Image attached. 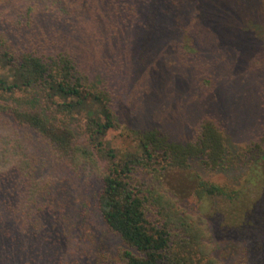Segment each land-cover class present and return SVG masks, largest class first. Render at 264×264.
Returning a JSON list of instances; mask_svg holds the SVG:
<instances>
[{
    "label": "trees",
    "instance_id": "1",
    "mask_svg": "<svg viewBox=\"0 0 264 264\" xmlns=\"http://www.w3.org/2000/svg\"><path fill=\"white\" fill-rule=\"evenodd\" d=\"M263 2L97 0L96 28L115 33L111 50L103 42L97 54L78 50L73 38L83 22L76 27L60 6L65 1L0 0V189L15 182L20 202L29 207L52 197L22 136L31 133L51 158L101 181L102 219L128 248L120 253L121 264H226L215 255L219 244L231 246V264H264V91L256 106L262 130L236 153L229 151L226 126L217 116H196L192 138L183 141L158 123L143 122L131 135L116 111V89L133 78L134 36L152 35L144 39L151 54L141 51L153 59L164 50L162 32L181 36L173 58L205 79L214 61L203 63L190 41L222 48L245 39L246 9L253 10L257 27L264 26L255 13L264 11ZM45 15L50 21L41 19ZM257 62L264 72V61ZM173 67L163 70L168 83L157 79L167 89L176 84ZM180 70L187 75L188 68ZM254 88L256 94L258 85ZM242 109L237 106L236 112ZM75 121L78 133L71 127ZM119 130L133 139L128 152L109 143ZM197 168L240 174L234 184L216 183ZM184 198L195 200L193 209L184 206Z\"/></svg>",
    "mask_w": 264,
    "mask_h": 264
},
{
    "label": "rangeland",
    "instance_id": "2",
    "mask_svg": "<svg viewBox=\"0 0 264 264\" xmlns=\"http://www.w3.org/2000/svg\"><path fill=\"white\" fill-rule=\"evenodd\" d=\"M14 1L17 2L11 0ZM63 1L65 3L60 6L75 20L76 27L83 26V31L73 38L74 43L79 44L78 50L91 48L100 54L103 42L110 48L115 33L105 26L99 31L93 19L97 10L93 3L97 0ZM42 2L48 5L52 0ZM13 6L7 9L15 11L17 6ZM250 13L246 9L241 23L250 34L233 45L214 48L199 40L193 44L190 41L203 63L208 65L214 61L213 73L205 79L197 77L199 73L191 65L180 64L173 58L181 36L158 30L167 39L164 40V50L159 51L154 59L145 58L141 51L146 48L147 54H151L150 43L144 39L150 40L152 35L134 36L136 47L130 59L133 66L131 84L116 89L118 120L129 128L128 132L133 135L132 130L140 129L143 122L147 125L158 123L171 133L173 139L190 140L196 116L211 115L219 117L226 126L229 151L236 153L239 146L257 137L262 130L263 116L256 106L264 91V72L254 64L264 61V26L257 27L253 10ZM255 13L258 19H264V11ZM41 19L50 21L47 15ZM79 22H83L81 26ZM150 25L155 27L154 23ZM137 51L139 55H135ZM173 65L170 75L176 84L167 89L169 73H163V70ZM182 67L188 68L187 75L181 74ZM159 77L166 81L164 87L157 81ZM255 84L258 89L253 94ZM172 88L177 91L173 93ZM237 106L243 107L242 113L236 112ZM71 127L78 133L79 122L75 121ZM122 132L112 133L109 143L124 153L134 144L133 139ZM22 136L35 161L38 177L44 184H49L53 195L29 207L20 202V188L15 182L10 181L9 187L0 189V264H121L120 253L128 248L102 219L99 208L103 189L101 181L75 174L65 163L51 158L44 144L33 134L23 132ZM79 139L82 140L83 136L80 135ZM197 170L204 179L216 183L234 184L240 174L236 170ZM183 204L191 210L195 200L184 198ZM230 247L225 244L216 246V257L226 264L232 262Z\"/></svg>",
    "mask_w": 264,
    "mask_h": 264
}]
</instances>
